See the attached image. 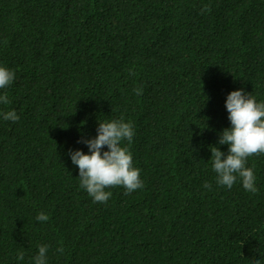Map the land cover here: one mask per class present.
<instances>
[{"label":"trees","instance_id":"1","mask_svg":"<svg viewBox=\"0 0 264 264\" xmlns=\"http://www.w3.org/2000/svg\"><path fill=\"white\" fill-rule=\"evenodd\" d=\"M0 67V264H264V154L255 194L210 161L228 94L264 102V0H0ZM121 117L144 187L94 203L68 153Z\"/></svg>","mask_w":264,"mask_h":264},{"label":"clouds","instance_id":"2","mask_svg":"<svg viewBox=\"0 0 264 264\" xmlns=\"http://www.w3.org/2000/svg\"><path fill=\"white\" fill-rule=\"evenodd\" d=\"M207 5L201 9V14L210 12ZM135 75V73H131ZM15 79V72L6 67H0V90L6 89ZM135 95L143 94V88H134ZM0 103H10L7 93L0 95ZM228 120L231 127L219 134L218 144L228 145V154L216 146H210L212 170L216 174L218 186L231 189L239 179L243 188L250 193H257L256 176L252 168L247 167V158L254 154H264V102L258 103L251 93L243 89L232 91L225 102ZM5 121L13 123L19 120L17 113L12 110L0 113ZM97 135L91 139L77 141L84 143L90 154L80 150H69L71 162L79 169L80 187L92 198L94 203H106L112 193L106 189L123 186L125 195L144 187L140 179V169L133 166L132 153L129 147L122 146L124 141L131 145L135 135L132 122L119 120L98 122ZM107 147V151L103 149ZM205 188H211L208 183ZM38 222H46L49 216L39 213ZM62 243V242H61ZM47 245L38 248V254L33 258V264H47ZM63 253L64 249L58 248ZM17 259H24L23 252L18 253ZM250 264H260L259 260H252Z\"/></svg>","mask_w":264,"mask_h":264}]
</instances>
